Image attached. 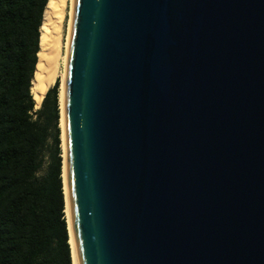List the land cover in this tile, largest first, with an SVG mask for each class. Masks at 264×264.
Returning <instances> with one entry per match:
<instances>
[{"label":"water","instance_id":"water-1","mask_svg":"<svg viewBox=\"0 0 264 264\" xmlns=\"http://www.w3.org/2000/svg\"><path fill=\"white\" fill-rule=\"evenodd\" d=\"M63 125L78 264H264V0H72Z\"/></svg>","mask_w":264,"mask_h":264},{"label":"trees","instance_id":"trees-1","mask_svg":"<svg viewBox=\"0 0 264 264\" xmlns=\"http://www.w3.org/2000/svg\"><path fill=\"white\" fill-rule=\"evenodd\" d=\"M47 0H0V264H72L57 78L30 87Z\"/></svg>","mask_w":264,"mask_h":264},{"label":"bare ground","instance_id":"bare-ground-1","mask_svg":"<svg viewBox=\"0 0 264 264\" xmlns=\"http://www.w3.org/2000/svg\"><path fill=\"white\" fill-rule=\"evenodd\" d=\"M72 0H47L43 11L39 34L37 62L31 80V95L35 107H39L43 96L56 78H59L58 102L61 126L62 181L64 195V212L67 222L68 241L72 264L77 263L74 238L71 229L65 172V142L63 125V81L66 52L71 19Z\"/></svg>","mask_w":264,"mask_h":264},{"label":"rangeland","instance_id":"rangeland-1","mask_svg":"<svg viewBox=\"0 0 264 264\" xmlns=\"http://www.w3.org/2000/svg\"><path fill=\"white\" fill-rule=\"evenodd\" d=\"M56 79H57V78H56ZM56 79H55V80H56ZM58 79H59V78H58ZM54 82H55V81H54ZM54 82L51 84V86L54 84ZM59 82H60V80H59ZM51 86H50V87H51ZM35 108H38V107H35ZM59 126H60V120H59ZM60 135H61V126H60ZM60 138H61V137H60Z\"/></svg>","mask_w":264,"mask_h":264}]
</instances>
